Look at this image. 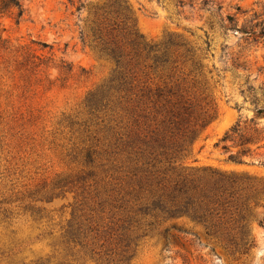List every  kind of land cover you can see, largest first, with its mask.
<instances>
[{
    "label": "rangeland",
    "instance_id": "rangeland-1",
    "mask_svg": "<svg viewBox=\"0 0 264 264\" xmlns=\"http://www.w3.org/2000/svg\"><path fill=\"white\" fill-rule=\"evenodd\" d=\"M73 1L24 0L19 20L16 9L0 17V264H97L105 252H115L118 263L127 216L134 221L130 264H264V223H257L263 205L253 210L255 244L247 253L224 248L188 217L135 211L138 185L124 155L114 152L120 113L91 120L83 107L112 63L82 44L79 25L89 13L76 11ZM184 1L195 4L128 0L147 38L176 32L203 50L210 43L205 62L217 68L207 74L216 113L188 163L245 171L264 182V115L256 113L264 107V0ZM238 118L248 133L253 123L263 128L244 164L227 161L222 144L214 146ZM88 146L98 152L92 165L84 156ZM70 225L82 228V241L69 239Z\"/></svg>",
    "mask_w": 264,
    "mask_h": 264
},
{
    "label": "trees",
    "instance_id": "trees-1",
    "mask_svg": "<svg viewBox=\"0 0 264 264\" xmlns=\"http://www.w3.org/2000/svg\"><path fill=\"white\" fill-rule=\"evenodd\" d=\"M23 1L0 0V17L16 9L19 20L25 12ZM68 2L74 5L73 0ZM76 3V11L87 7L89 13L86 23L79 25L82 44L112 63L108 77L86 94L83 107L91 120L108 111L111 116L120 113L118 122L123 130L113 133L114 152L124 155L138 185L134 198L141 202L135 211L164 219L188 217L224 248L247 253L255 244L253 210L264 206L263 180L245 171L188 163L194 142L216 113L207 74L217 68L205 62L209 41L203 50L181 33L147 38L138 30L128 0ZM233 67L240 65L234 62ZM234 107L240 110L237 104ZM256 113L264 115V107H256ZM246 129L238 118L214 142L216 147L222 144L227 161L246 163L244 157L254 153L252 145L262 140L263 128L256 123L252 133ZM232 146L238 149L233 151ZM84 154L92 165L98 152L88 146ZM133 222V216H127L118 235L124 243L118 263L112 255L115 252H105L95 257L97 264H130ZM257 223L262 225L264 216ZM81 229L70 225L69 239L82 241Z\"/></svg>",
    "mask_w": 264,
    "mask_h": 264
}]
</instances>
